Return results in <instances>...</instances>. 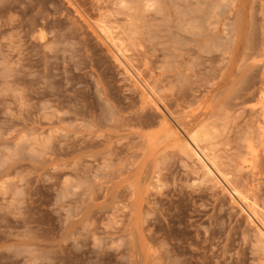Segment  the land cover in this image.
Here are the masks:
<instances>
[{
  "label": "rangeland",
  "instance_id": "obj_1",
  "mask_svg": "<svg viewBox=\"0 0 264 264\" xmlns=\"http://www.w3.org/2000/svg\"><path fill=\"white\" fill-rule=\"evenodd\" d=\"M239 196L264 0H0V264H264Z\"/></svg>",
  "mask_w": 264,
  "mask_h": 264
},
{
  "label": "bare ground",
  "instance_id": "obj_2",
  "mask_svg": "<svg viewBox=\"0 0 264 264\" xmlns=\"http://www.w3.org/2000/svg\"><path fill=\"white\" fill-rule=\"evenodd\" d=\"M228 1H231L232 3H235V2H239L240 0H228ZM184 2V1H183ZM225 3V2H224ZM195 4V3H194ZM212 4V3H211ZM225 5H226V3H225ZM200 6H201V4H200ZM231 7V6H230ZM233 7V6H232ZM178 9H179V7H178ZM198 9V8H197ZM216 9V8H215ZM220 9V8H219ZM179 13V12H178ZM196 13H197V11H196ZM184 18V17H183ZM197 18V17H196ZM208 19V18H207ZM193 20V19H192ZM100 29V28H99ZM103 32V31H102ZM197 33V32H196ZM210 33V32H209ZM109 34H105L104 36H105V38H109V36H108ZM110 39V38H109ZM222 39V38H221ZM112 40V39H111ZM39 93V92H38ZM40 96V95H39ZM209 131V130H208ZM202 134V133H201ZM193 137V136H192ZM203 138H204V136H203ZM190 139V138H189ZM203 141V140H202ZM187 143H189V142H187ZM192 143H193V145H195V147L192 145L191 146V144H189L190 146H191V149H189V150H192V152H193V154H194V156L197 158V160L202 164V166L206 169V171L208 172V173H210V174H212V172H213V169H212V167H211V165H209L208 163H207V161L210 159V158H208V156H207V154L201 149V147H200V143H199V140L197 139V138H195V137H193L192 138ZM198 148V149H197ZM191 153V152H190ZM210 157V156H209ZM209 162V161H208ZM214 166V165H213ZM216 174V173H215ZM233 177V176H232ZM252 181V180H251ZM251 181H250V183H251ZM241 183V182H240ZM230 185V184H229ZM235 192L237 193V194H239L240 195V193L237 191V189L235 190ZM251 192V191H250ZM256 192V191H255ZM259 194V193H258ZM251 197V196H250ZM256 197V196H255ZM239 198H240V200L242 201V203L244 204V206L246 207V209H248V211H250L251 212V214L254 216V217H256L257 218V220H258V222H259V224H260V226L258 227V229H259V234L264 238V218H262L261 216H260V214H259V212L256 210V208H255V206L256 205H253V200H252V202L251 201H248V199L247 198H242V197H240L239 196ZM238 198V199H239ZM260 199H262V198H260ZM261 202V201H260ZM258 206V205H257ZM261 207V206H260ZM263 208V207H262ZM244 210V209H243ZM258 226V225H257ZM256 233V232H255ZM257 236V235H256ZM262 238V239H263ZM264 242V241H263ZM256 248V247H255Z\"/></svg>",
  "mask_w": 264,
  "mask_h": 264
}]
</instances>
